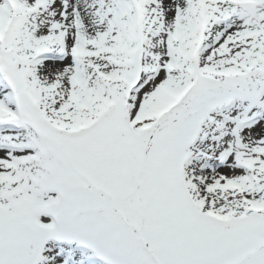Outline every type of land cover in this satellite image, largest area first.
Instances as JSON below:
<instances>
[{
  "label": "snow or ice",
  "instance_id": "6c2138e0",
  "mask_svg": "<svg viewBox=\"0 0 264 264\" xmlns=\"http://www.w3.org/2000/svg\"><path fill=\"white\" fill-rule=\"evenodd\" d=\"M0 264H264V0H0Z\"/></svg>",
  "mask_w": 264,
  "mask_h": 264
},
{
  "label": "rangeland",
  "instance_id": "374dc122",
  "mask_svg": "<svg viewBox=\"0 0 264 264\" xmlns=\"http://www.w3.org/2000/svg\"><path fill=\"white\" fill-rule=\"evenodd\" d=\"M221 171H225V172H227L228 170L222 169Z\"/></svg>",
  "mask_w": 264,
  "mask_h": 264
},
{
  "label": "bare ground",
  "instance_id": "6f19581e",
  "mask_svg": "<svg viewBox=\"0 0 264 264\" xmlns=\"http://www.w3.org/2000/svg\"><path fill=\"white\" fill-rule=\"evenodd\" d=\"M225 170H227V169H225Z\"/></svg>",
  "mask_w": 264,
  "mask_h": 264
}]
</instances>
